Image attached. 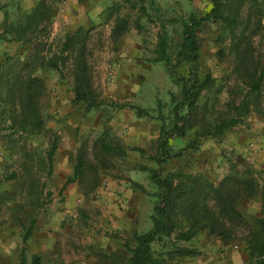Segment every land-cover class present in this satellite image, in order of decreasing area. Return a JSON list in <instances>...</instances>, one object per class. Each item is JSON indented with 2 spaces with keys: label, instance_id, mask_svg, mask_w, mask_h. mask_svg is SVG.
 Returning a JSON list of instances; mask_svg holds the SVG:
<instances>
[{
  "label": "rangeland",
  "instance_id": "obj_1",
  "mask_svg": "<svg viewBox=\"0 0 264 264\" xmlns=\"http://www.w3.org/2000/svg\"><path fill=\"white\" fill-rule=\"evenodd\" d=\"M257 1L264 25V0H245L240 13L248 29L254 22L248 10H258ZM40 2L43 19L29 28L31 42L12 40L11 34L0 39V65L6 63L14 74L39 80L35 93L44 120L37 133L16 131L13 107H4L0 98V264H21V258L28 264L33 254L41 256L42 264H110V255L114 261L128 256L126 243L134 231L151 226L155 187L139 165L157 168L149 158L155 154L162 125L156 118L157 102L169 127L171 94L180 96V85L163 62L152 60L158 34L165 32L175 48L180 19L190 13L203 15L210 1L155 0L157 11L148 0H0V10L5 21L17 24ZM117 23H124L121 34L114 32ZM80 29L99 103L89 111L74 97L72 48L64 52L66 58L58 69L46 64L59 55L65 37ZM196 35L199 58L193 68L186 63L179 71L210 73L214 83L201 92L187 134L170 141L174 150L185 147L202 122L232 117V104L241 101L246 89L221 22L204 24ZM251 41L254 57L262 62L263 29ZM258 95V108L250 103L237 125L220 136L201 137L197 149L185 150L183 157L165 163L160 171L183 167L214 184L230 173L264 177V81ZM129 105L147 108L150 114L138 116ZM53 142L56 149L49 167L47 152ZM79 154L84 155L81 174L65 184ZM239 208L251 219L259 214L260 204L245 199ZM31 219L34 228L22 254L23 226ZM175 233L153 245L168 264H243L247 258L240 240L223 242L204 229L188 241H178ZM175 245L195 249L196 254L168 257Z\"/></svg>",
  "mask_w": 264,
  "mask_h": 264
},
{
  "label": "trees",
  "instance_id": "obj_2",
  "mask_svg": "<svg viewBox=\"0 0 264 264\" xmlns=\"http://www.w3.org/2000/svg\"><path fill=\"white\" fill-rule=\"evenodd\" d=\"M152 8L160 11L155 0H148ZM209 10L201 16L190 13L187 18L180 19V37L174 46L170 47L169 38L165 32L158 34L155 47L154 62H163L166 71L176 79L180 85V96L171 94V123L169 127L164 125V118L161 112V105L157 102V119L162 125L159 129L158 141L155 154L149 158L153 160L156 167L139 165V169L146 171L149 180L155 187L151 195L155 198V203L150 214L151 226L143 232L134 231L131 241L126 243L128 256L124 259L112 260L114 255H110V264H168L163 254L156 253L153 245L163 242L174 232L176 240L188 241L194 237L198 231L207 230L210 235H215L223 242L240 240L246 250L247 258L243 264H264V177H255L248 174H228L218 184H214L201 174L185 170L183 167L175 168L172 171L162 173L160 169L165 163L172 159L181 158L185 150H195L198 148L201 137H217L222 135L231 127L237 125L241 118L249 111L250 103L252 107L259 106V93L264 81V60L259 62L254 57L252 37L263 29L260 20L262 13L261 4L258 2L255 11L248 10V16H253L249 23L252 28L245 27V21L240 13L245 0H209ZM143 2V0H141ZM141 10H146L144 5H140ZM44 4L40 2L31 13L21 18L22 23L12 24L3 22V31L0 39H10L23 43L31 42L32 36L28 35L29 28L42 20ZM220 21L222 29L228 33L231 41V48L235 54V63L241 67V78H243L245 94L238 103L232 104L235 109L232 117L216 122H202L201 127L189 138L185 147L174 150L170 141L176 137H183L187 134L188 128L192 125L190 119L197 109V101L202 91L213 86L214 78L210 73L201 76L193 70V65L199 58L197 30L204 24L216 23ZM248 24V23H247ZM124 23H117V30L114 32L121 34L124 31ZM248 30V31H247ZM86 38L82 29L73 35H67L63 41L59 55L47 61L51 68L58 69L64 63V52L69 49L73 51V80L74 97L76 101H83L85 111L98 107L99 103L93 92L89 66L86 58ZM7 58V57H6ZM6 59L5 62H7ZM191 64L192 68L181 73L179 68L183 64ZM39 80L30 74L22 77L12 72L6 63L0 65V94L4 107L8 104L13 107L11 120L16 131L21 130L28 133H37L43 128V117L37 103L35 90ZM5 92V93H3ZM253 96L249 101L247 98ZM135 110L138 116H149L147 108L138 105H129ZM107 149L115 151L111 145H105ZM56 149V142H53L47 152L49 167L52 163V155ZM132 150L141 154L145 149L133 147ZM84 155L79 154L74 166L73 174L67 179L65 184L76 181L83 166ZM141 191L146 192L142 185L134 183ZM0 198L2 195L0 194ZM250 199L258 201L260 204L259 214L251 219L245 217L239 204L242 200ZM20 221V219L18 220ZM34 219L30 220L27 227L23 226L22 254L24 253L27 239L34 228ZM181 224V225H179ZM179 226V227H178ZM243 229V230H242ZM240 232L241 234H238ZM166 254L168 257L194 255L196 250L182 245L171 246ZM118 256V255H116ZM21 264H27L21 258ZM42 264L39 254H33L30 263Z\"/></svg>",
  "mask_w": 264,
  "mask_h": 264
},
{
  "label": "crops",
  "instance_id": "obj_3",
  "mask_svg": "<svg viewBox=\"0 0 264 264\" xmlns=\"http://www.w3.org/2000/svg\"><path fill=\"white\" fill-rule=\"evenodd\" d=\"M3 22H4L3 12H1L0 10V33L3 31Z\"/></svg>",
  "mask_w": 264,
  "mask_h": 264
}]
</instances>
